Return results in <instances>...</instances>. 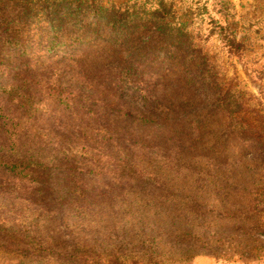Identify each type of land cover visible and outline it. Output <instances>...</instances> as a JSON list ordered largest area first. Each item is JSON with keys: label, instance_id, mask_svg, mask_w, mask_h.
<instances>
[{"label": "rangeland", "instance_id": "1", "mask_svg": "<svg viewBox=\"0 0 264 264\" xmlns=\"http://www.w3.org/2000/svg\"><path fill=\"white\" fill-rule=\"evenodd\" d=\"M55 1L61 2L57 15L73 16L64 6L66 0ZM100 1L108 6L123 0ZM224 1L229 2L234 12L228 21L237 39L245 43L244 60L264 67V0ZM203 3L207 9L203 8ZM173 5L178 21L185 24L192 40L187 53L193 51L197 59L194 58L189 68L176 59L167 58L163 52L158 54V71L163 73L164 79L155 80L152 76L148 89L153 90L154 81L156 85L160 83L154 89V95L162 100L157 110L163 109L179 120L183 134L177 135L178 139H166L160 153L139 157L141 166L161 177L163 188L159 191L161 198L143 200L138 209H165L167 233L160 248L166 253L167 261L174 264H264V232L251 229L257 216L250 210L255 188L262 187L264 191V145L244 151L233 147L237 143L231 142L223 114L214 101L216 82L236 83L249 100V118L264 122V74L248 73L237 55L229 53L216 27L217 19L218 23H225L224 17L215 13L212 0H173ZM16 16L17 10L6 9L0 14L1 27ZM84 17L83 23L88 27L96 26L98 36L90 43L62 47L52 55L45 52L40 42L44 33L41 28L48 26L45 19H35L33 28L23 32L36 54L34 60L14 57L16 78L0 79V146H3L0 155L3 157L7 155L6 144L10 142L33 147L43 141L52 159L56 154L64 156L71 149L94 143L86 138L87 128L82 130L81 123L49 97V82L92 93L100 101L112 104L120 101L141 107L138 95L137 98L130 94L121 97L111 88L110 74L123 71L119 68L123 66L115 62L116 51L127 56V51L134 46L159 45L157 41L162 36L157 27L154 24L138 26L128 37L129 42L122 44L124 38L117 30L104 22L97 23L95 14L88 13ZM15 24L9 27H16ZM200 55L205 57L202 62ZM192 69L197 73L195 85L187 81ZM14 97L16 102H11ZM195 121L201 123L198 130L201 135L196 140L191 126ZM112 123L111 129L119 131L120 123ZM129 128L149 139L143 127ZM52 163L55 165L57 161L54 159ZM80 180L97 184L94 195L103 187L94 173H85ZM69 185L71 181L62 176L40 183L0 170V264H16L24 254L29 255L26 248L35 254L36 251H32L35 245L45 246L49 252L68 253L78 245H101L115 239L134 242L133 233L143 230L144 224L134 219V215L143 210L136 214L119 196L96 195L65 204L60 192L69 189ZM130 185L131 182H127L121 188L131 197L139 198L138 184H132L136 188ZM118 192L114 190L113 194ZM262 200L264 203V196ZM106 208L119 210L112 217L104 215L112 218L111 222L103 221V216L100 218L98 214ZM258 217L264 229V213ZM143 231L147 235L149 229Z\"/></svg>", "mask_w": 264, "mask_h": 264}, {"label": "trees", "instance_id": "2", "mask_svg": "<svg viewBox=\"0 0 264 264\" xmlns=\"http://www.w3.org/2000/svg\"><path fill=\"white\" fill-rule=\"evenodd\" d=\"M63 3L66 9L71 10L73 16L67 17L65 13L63 16L57 15L61 2L55 0H0V14L6 9L17 10V18L7 20L4 27L0 24V79L16 78L17 72L12 65L14 57L34 60L36 53L31 50L28 38L23 32L33 28L32 22L35 19H45L48 22L47 27L41 28L44 33L40 42L45 52L51 55L56 51L60 52L62 47L68 48L74 43H90L98 36L95 33L96 26L88 27L83 23L84 15L88 13L96 15L97 23L104 22L106 26L117 30L121 38H124L122 44L129 42L128 37L138 26L154 24L162 36L161 40L157 41L159 45L151 47L143 44L148 49H143L144 46H134L127 51V56L116 51L115 62L123 66L119 67L123 71L115 73L112 71L110 74L112 78L110 86L119 92V96L130 94L137 98L138 95L142 105L138 108L120 101L112 104L98 100L92 93L75 91L66 84L54 85L49 82L47 87L49 97L54 100L57 107L79 121L82 130L87 128L86 138L94 143L71 149L64 156L54 155L57 163L53 165L54 159L49 158L48 145L43 141L32 145L33 147L29 144L18 145L10 142L6 144L7 155L5 157L0 155V170L40 183H46L54 176L70 180L71 189L60 192L65 204L79 198L92 199L96 195L119 196L133 207L135 213L143 210L139 215H129H134V219L144 224L143 230L148 228L149 232L147 235H144L143 230L134 232L132 235L134 242L115 239L114 242H103L101 245H78L73 252L68 253L49 252L45 246L35 245L32 246V251L36 253L31 254L30 249L26 248L29 255L24 254L25 256L16 264H174L164 258L166 253L160 248L161 240L167 233L165 209H138L143 200H153L156 196L161 198L159 191L163 188L161 177L141 166L139 157L160 153L165 148L166 139L170 140V137L178 139V136L183 134L179 129L182 125L179 120L169 116L163 109L157 110L162 105V100L157 94L159 98L154 95V89L160 83L156 85L154 81L153 90H149L148 81L152 76L155 80L164 79L163 73L158 71L159 52H163L169 59H176L190 66L189 68L193 66L190 64L194 62V52L191 51L194 48H191L190 54L187 53V49L192 47L190 34L184 27L185 24L178 21L179 15L174 8L173 0H123L108 6L102 4L100 0H66ZM212 4L215 13L224 17L225 23H218L217 19L216 27L219 38L229 53L237 55L248 73L255 72L262 76L264 67L248 64L244 60L245 43L237 39L236 32L228 21L229 15H234L229 2L212 0ZM202 6L207 9L205 3ZM61 10L64 12L63 8ZM37 16L39 17L36 18ZM11 23H16L17 26L9 27ZM199 58L202 62L205 57L200 55ZM196 74L192 69L190 78L187 79L191 85L197 83ZM245 96V92L236 83L215 84V106L223 114L231 142L237 143L233 147L243 151L264 145V122L262 119L260 120L263 123L254 122L249 118L247 107L249 100ZM16 100L14 97L11 102ZM113 121L120 123L119 131L111 129ZM200 124L195 121L191 125L195 140L201 135L198 131ZM130 126L143 127L148 132L149 139L143 138V134L136 133L133 128H129ZM85 173H94L98 181L101 180L103 183L98 194L94 195L96 183L80 182ZM127 182H131L130 186L138 184L136 186L141 193L139 198L131 197L128 192H124L121 186ZM114 190H118V194H113ZM263 196V188L256 187L250 202V210L257 216L251 229L260 232H264L258 217L264 213ZM101 212L98 211L100 218L103 216V221L111 222L112 218L107 217L116 215L119 210L106 208ZM104 215L108 216L105 218ZM130 245L132 247H128Z\"/></svg>", "mask_w": 264, "mask_h": 264}]
</instances>
